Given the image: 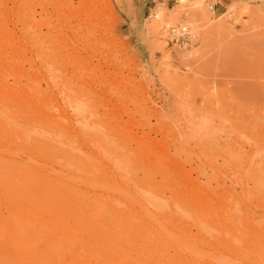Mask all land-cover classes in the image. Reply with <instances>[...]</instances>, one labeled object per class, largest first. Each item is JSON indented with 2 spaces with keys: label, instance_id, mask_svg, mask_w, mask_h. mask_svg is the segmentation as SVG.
Returning a JSON list of instances; mask_svg holds the SVG:
<instances>
[{
  "label": "bare ground",
  "instance_id": "bare-ground-1",
  "mask_svg": "<svg viewBox=\"0 0 264 264\" xmlns=\"http://www.w3.org/2000/svg\"><path fill=\"white\" fill-rule=\"evenodd\" d=\"M100 1L112 10L110 2ZM88 2L81 0L78 9H90ZM214 6L225 11L218 15ZM31 7L29 0H0V160L15 162L13 166L25 173L29 182L43 188V207L72 215L75 225L69 227L63 217L36 213L24 201L23 208L30 214L23 218L20 214L24 213H20L17 226L25 228L28 222L44 221V252L51 259L56 247L70 251L75 258L71 264H248L249 260L264 264V250L257 248L263 237L256 246L248 240V233L238 227L241 224L244 228L246 223L236 218L242 212L240 208L226 207L222 217H197L185 203V186L167 184L175 181L184 168L178 145L173 155L155 151L149 149L152 140L147 137L139 142L140 154L133 155L128 144L113 139L124 127L113 130L101 127L97 120L86 122L88 115L98 118L92 100L98 87L111 86L100 62L109 61V56L94 48L91 38L79 47V39H75L76 44L72 42L63 25L59 29L63 47L46 45L49 33L42 34L40 20H36ZM138 11L142 21L143 8ZM90 14L98 17L94 10ZM260 16L264 17V0H176L172 8L156 5L149 16L150 33L163 44H181L180 56L190 63L200 54L197 46L213 34L246 17L254 26L263 27ZM48 29L52 32L54 27ZM80 29L81 24L75 37H79ZM65 53L74 62L81 61L75 71L86 74L82 82L86 91L61 107L48 101L51 85L47 82L42 90L39 72L41 68H54L57 56ZM76 89L67 86L59 93L66 99L77 94ZM149 110L162 119L161 111L154 107ZM73 128L77 135L71 134ZM195 144L200 147L198 140ZM219 151L224 164L239 159L228 146ZM14 152L24 153L28 160L17 161ZM153 165L155 168L149 171L147 167ZM255 172L264 181L260 169ZM192 190L199 198V191ZM14 194L0 190L2 199ZM11 216L1 218V223L11 245L17 247L15 263L29 264L26 255L35 240L19 243ZM7 241L3 243L6 248ZM80 249L96 255H83ZM39 251L34 248L31 253L38 255Z\"/></svg>",
  "mask_w": 264,
  "mask_h": 264
},
{
  "label": "rangeland",
  "instance_id": "rangeland-1",
  "mask_svg": "<svg viewBox=\"0 0 264 264\" xmlns=\"http://www.w3.org/2000/svg\"><path fill=\"white\" fill-rule=\"evenodd\" d=\"M29 1L36 11V20H40L42 34L49 33L46 45L55 49L63 47L59 33L63 25L72 42L76 44L75 39H79V47L91 38L96 45L94 48L109 56V61L100 62L111 86L98 87L92 98L98 118L88 115L86 122L97 120L101 127L113 130L124 127V132L113 139L128 144L133 155L140 154L139 142L147 137L152 140L149 149L155 148V151L173 155L178 145L183 153L184 168L175 181L167 184L185 186V203L197 217H222L226 207L240 208L242 212L237 213L236 218L246 223L244 228L241 224L238 227L248 233V240L254 245L263 237L257 248L264 250V181L258 179L255 172L260 169V174L264 175V26H254L246 17L199 44L200 54L186 63L180 56L181 44H163L150 33L149 16L156 5L163 3L172 8L176 0H107L112 10L100 0H89L87 5L91 8L82 11L78 9L81 0ZM140 7L143 8L142 21L138 18ZM216 9L218 15L225 11L219 10V6ZM91 10L97 12L98 17H91ZM80 24L79 37H75ZM53 27L52 32L49 31L48 28ZM80 62H74L65 53L57 56L54 68H41L42 90L47 88V82L51 85L47 94L50 103L65 107L85 93L82 82L86 74L79 75L75 71ZM93 63L98 62L94 59ZM61 68L63 70L58 72ZM67 86L77 88L78 93L64 99L59 89ZM149 107L161 111L162 119L158 120ZM71 134H78L76 128ZM197 140L200 147L195 144ZM223 146L230 147L239 157L237 164H224L223 158L218 156ZM13 157L17 161L28 160L22 152H14ZM0 161L6 166L11 164L7 168L0 164V190L15 192L11 200L0 196V264H16L17 247L11 245L1 218L12 214V222L17 226L20 215L25 218L30 214V210L23 208L25 201L36 213L59 216L56 219L63 217L69 227L75 225V220L70 214L61 215L63 210H46L42 204L43 188L29 182L25 173L13 166L15 162ZM147 168L150 171L155 166ZM192 189L199 191V198ZM53 201L51 198L50 202ZM43 222L37 220L28 222L25 228H16L15 238L19 243L35 240L28 247V263L71 264L75 258L70 251L56 247L51 259L46 255L43 241L47 228ZM4 241L7 248L3 246ZM34 248L40 250L38 255L31 253ZM80 252L96 255L89 249H80ZM248 264L253 261L249 260Z\"/></svg>",
  "mask_w": 264,
  "mask_h": 264
},
{
  "label": "built area",
  "instance_id": "built-area-1",
  "mask_svg": "<svg viewBox=\"0 0 264 264\" xmlns=\"http://www.w3.org/2000/svg\"><path fill=\"white\" fill-rule=\"evenodd\" d=\"M215 7V9H216V6H214ZM181 38H183V37H181ZM187 39H188V37H187ZM187 39H186V42H187Z\"/></svg>",
  "mask_w": 264,
  "mask_h": 264
}]
</instances>
